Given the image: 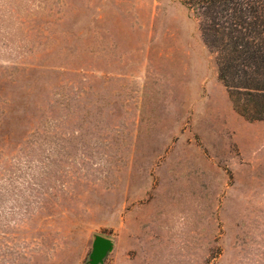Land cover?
<instances>
[{
  "label": "rangeland",
  "instance_id": "obj_1",
  "mask_svg": "<svg viewBox=\"0 0 264 264\" xmlns=\"http://www.w3.org/2000/svg\"><path fill=\"white\" fill-rule=\"evenodd\" d=\"M263 204L179 0H0V264H264Z\"/></svg>",
  "mask_w": 264,
  "mask_h": 264
},
{
  "label": "trees",
  "instance_id": "obj_2",
  "mask_svg": "<svg viewBox=\"0 0 264 264\" xmlns=\"http://www.w3.org/2000/svg\"><path fill=\"white\" fill-rule=\"evenodd\" d=\"M214 55L234 111L264 121V0H179Z\"/></svg>",
  "mask_w": 264,
  "mask_h": 264
},
{
  "label": "water",
  "instance_id": "obj_3",
  "mask_svg": "<svg viewBox=\"0 0 264 264\" xmlns=\"http://www.w3.org/2000/svg\"><path fill=\"white\" fill-rule=\"evenodd\" d=\"M112 249V242L105 237H97L93 245V263H96L109 250Z\"/></svg>",
  "mask_w": 264,
  "mask_h": 264
},
{
  "label": "crops",
  "instance_id": "obj_4",
  "mask_svg": "<svg viewBox=\"0 0 264 264\" xmlns=\"http://www.w3.org/2000/svg\"><path fill=\"white\" fill-rule=\"evenodd\" d=\"M263 205H264V204H263ZM263 211H264V209H263ZM263 211H262V212H263ZM261 220H264V213H262Z\"/></svg>",
  "mask_w": 264,
  "mask_h": 264
}]
</instances>
